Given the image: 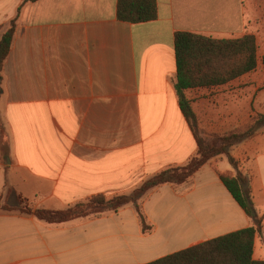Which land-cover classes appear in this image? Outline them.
Wrapping results in <instances>:
<instances>
[{"label":"crops","instance_id":"0c3cea01","mask_svg":"<svg viewBox=\"0 0 264 264\" xmlns=\"http://www.w3.org/2000/svg\"><path fill=\"white\" fill-rule=\"evenodd\" d=\"M23 1L0 0V39L16 19L0 74V201L13 206L20 196L34 209L63 211L129 195L186 165L197 146L174 89L177 33L256 39L253 72L185 91L202 137L244 130L264 114V0H155L156 18L137 24L117 19V0ZM230 156L261 222L252 259L264 262V125ZM235 173L222 155L187 183L151 191L142 203L154 226L148 235L131 206L60 225L0 211V264H147L248 228L219 179ZM162 197L171 200L163 209ZM182 199L195 223L176 219L171 230L180 236L195 226L199 235L165 244L159 232Z\"/></svg>","mask_w":264,"mask_h":264},{"label":"trees","instance_id":"16d2710c","mask_svg":"<svg viewBox=\"0 0 264 264\" xmlns=\"http://www.w3.org/2000/svg\"><path fill=\"white\" fill-rule=\"evenodd\" d=\"M36 1L38 0H24L23 3ZM156 11L155 0H117L116 15L121 22L130 24L150 22L156 18ZM15 23L16 19L10 22L9 29L0 39V74L12 45ZM174 50L177 69L174 89L180 111L193 133L197 146L195 156L186 165L155 174L126 196L106 199L98 195L86 204H78L63 211L34 209L22 197L16 196L13 206L6 201H0L2 202L0 211L18 212L33 216L45 224L60 225L76 219L116 213L124 207L131 206L142 233L148 234L152 231V226L143 212L144 198L160 186L176 187L187 183L211 159L223 155L236 173L234 176L219 175V179L250 220L251 226L147 264H264L252 259L254 237L261 231V222L252 202L247 178L237 170V164L230 156V150L234 146L248 139L264 125V114L255 117L244 130L205 138L199 133L197 119L185 97V91L189 89L221 86L253 72L257 67L256 39L254 36L246 35L238 39L217 40L191 33H177L174 37Z\"/></svg>","mask_w":264,"mask_h":264},{"label":"rangeland","instance_id":"374dc122","mask_svg":"<svg viewBox=\"0 0 264 264\" xmlns=\"http://www.w3.org/2000/svg\"><path fill=\"white\" fill-rule=\"evenodd\" d=\"M147 197V196H146ZM145 199V198H144ZM169 200H170V198H167V197H162V199H160V204H161V206H162V209L165 207L164 205H166V203H169ZM171 201V200H170ZM0 203H2V202H0ZM207 208H211V207H207ZM207 208H205L206 210H207ZM215 208V207H214ZM177 209H178V212L177 213H171V215H170V218L172 217L173 218V224H171V225H169V226H165V227H163L162 228V230L159 232V235H158V238H160L161 239V241H164L165 242V244L168 242V241H170V243H173L174 245L176 244H179V245H181V244H183L187 239H189V238H192V237H196V235L198 234V231H196L197 229H196V227L194 226L193 228H194V230H191V229H188V232L187 233H189V234H187V233H185L184 235H180V236H178V234H175V233H173L172 232V230H171V228L175 225V223H179V221H176V219L177 220H181V221H183V219H184V221H187L188 220V222L189 221H191L192 223H195V221H193V220H191V216L190 215H186L185 214V210H186V207H185V201H184V199H182V200H179L178 201V207H177ZM205 209H203V211L205 210ZM182 211V212H181ZM199 213H201V211H199ZM126 217H127V215H125ZM169 217V216H168ZM188 217V218H187ZM149 223V222H148ZM182 223H185V222H182ZM150 224V223H149ZM151 225V224H150ZM152 226V231H153V229H154V226L153 225H151ZM152 231L150 232V233H152ZM150 233H148V234H150ZM148 234H144V235H148ZM199 235V234H198ZM146 242H149L148 240L146 241ZM112 255V254H111ZM123 256H122V258H123V260L125 259V254H122ZM127 257H129L128 255H127ZM117 258V255H112V260L113 259H116ZM97 259H98V257H97ZM97 259H95V260H92V263L93 262H95V264H103V262H102V260H103V258H101V259H99V260H97ZM105 262H107V261H105ZM108 262H110V259H108ZM107 264V263H106Z\"/></svg>","mask_w":264,"mask_h":264}]
</instances>
